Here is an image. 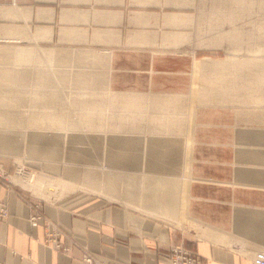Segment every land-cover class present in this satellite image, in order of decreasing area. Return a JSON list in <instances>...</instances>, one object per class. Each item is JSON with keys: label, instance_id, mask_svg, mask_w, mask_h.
Returning a JSON list of instances; mask_svg holds the SVG:
<instances>
[{"label": "crops", "instance_id": "0c3cea01", "mask_svg": "<svg viewBox=\"0 0 264 264\" xmlns=\"http://www.w3.org/2000/svg\"><path fill=\"white\" fill-rule=\"evenodd\" d=\"M258 1L0 0V55L8 56L5 49L25 48L31 50L27 59L35 60L45 52L55 57L61 50L80 51L96 69L90 70L97 81L105 80L110 90L178 93L189 107L195 49L238 50L242 33H256V17L264 15V2L259 7ZM211 16L218 17L213 27ZM211 31L217 32L214 38ZM221 63L217 87L226 80H234L227 85L234 89L253 84L247 94L255 100L223 106L209 119L198 111L196 119L185 123V135L154 141L148 151L144 146L143 166L152 170L148 173L176 175L182 182H177L181 190L172 213L157 215L89 193L63 195L69 185L49 191L42 184L49 178L45 173L38 174L40 185L30 189L0 180V199L8 207V215L0 218V264H169L173 244L193 251L203 264H255L254 253L264 250V60ZM256 63L252 83L235 73ZM225 68L232 74L224 73ZM28 135L31 145L38 144L33 150L43 155L51 154L50 148L39 146H47V138L63 139L34 130ZM64 147L68 158L66 143ZM3 166L9 174L14 171L13 164ZM75 175L73 171L69 177L72 184ZM34 201L41 202L44 220L60 229L66 248L47 240L44 222L31 224Z\"/></svg>", "mask_w": 264, "mask_h": 264}, {"label": "rangeland", "instance_id": "374dc122", "mask_svg": "<svg viewBox=\"0 0 264 264\" xmlns=\"http://www.w3.org/2000/svg\"><path fill=\"white\" fill-rule=\"evenodd\" d=\"M263 2H264L263 0H259L258 6L262 7ZM214 10H216V9H214ZM247 18H250V17H247ZM210 19H211V21H210L211 27H213V25H214V23H216V20L218 19V17L217 16H211ZM256 21H257V32L256 33H249V32L244 33L243 32L242 33V39L240 41V47L238 50L237 49L236 50L231 49V47H225V48L222 47L219 49L217 46H211L209 48L195 49L194 83H193V89H192L191 94H194L198 91H204L206 93L211 92L210 96L214 97L213 99L215 101H208L209 103L206 102L205 104H194V106L192 108L193 110L190 111L188 107H187L188 109L186 108L185 101L183 100L182 104H180V107H179V108H181V111H177V116H178L177 120L179 121V123H177L174 126H166V125L162 126L160 124L161 122H157L156 119L148 118L147 115H144V113L145 114H148V113L154 114L157 112H158V114L160 112L162 114L167 113V111H164L162 109V107H155V106H151V105L147 106V108H145L146 106H144V108L142 107L143 109L138 111L140 116L135 115V113H137V110L136 111H130V115L132 114L131 116H133V118L131 120H127V121H125L126 119L125 120L116 119V118H113L112 116H109V115L103 116L102 120L105 121L106 125H109L108 127L106 126L107 129H110L108 131L105 128V130L108 132V134H104V136H108L111 133L112 134L116 133V134H121V135H129L130 137L131 136H139L143 140L142 145L145 146V144H146L147 151H148V148L150 146H153L154 141L165 142V141H168V138H167L168 136L179 135V134L185 135V127H186L185 123L186 124L191 123L192 119H194V118L196 119V115L198 114V111L204 110L203 113L205 115V118L209 119V114H212L213 111H215L219 108H223V106L233 105L234 103H236V104H241V103L247 104V103L253 102L255 100V96H250L249 94H247L249 89L252 88L251 85H253V84H248L249 86L245 89H234V88L227 86L230 82L233 83L234 80H226L227 81L226 83H223V84L219 85L218 87H217V80H218V71L221 69L219 67L223 66V64L221 63L222 61L227 63V62H231L233 59L239 60L241 58H245V59H249V60L250 59L251 60L256 59V61L257 60L258 61L264 60V15H258L256 17ZM243 23H245V17H243ZM215 27H216V25H215ZM252 27H254L253 23H252ZM216 34H217V32L211 31L210 37H213ZM72 53H74V54H72ZM54 54H55L56 60L57 59L62 60V62L59 61V63H61V64H59L57 62L55 63L59 67L58 69H56L55 75L60 77V78L61 77L68 78V77H70V75H73L75 72L81 73L83 70H85L84 68L86 66H87L86 69L89 67L88 70L92 69V67H93L92 64L89 65L90 64L89 62L83 61V56L80 54V51L77 52L74 50H61L59 52H54ZM72 55H74V56H72ZM64 56H66V57H64ZM78 59L82 63L80 62V64H79ZM208 59L210 61H207ZM202 60H204L205 63H207V65L210 64L208 62H211L213 60L214 61L219 60V62L221 64H218L216 67H214L213 65H209V66H206L205 69H203V70H198L197 64ZM5 62H7V63H5ZM11 64H12L11 57H9V56L1 57V55H0V67L11 66V69L15 70V68L12 67ZM72 64H73V67H75V68H72L73 71L71 69ZM83 65H84V67H83ZM260 65L262 66L263 62H260ZM24 66L29 68L30 64H25ZM63 67H67V69L66 68L63 69ZM82 67H83V69H82ZM27 68H26V70H24L25 69L24 68L23 71L19 72V76H21V75L24 76L26 74L30 75V72H28ZM38 68L39 69L43 68L52 76L53 70H52V67L50 64H43L42 68H41V65L38 66ZM214 68H215V70H214ZM239 68L240 67H238L235 71V73L237 75L247 76V79H250V83L254 82L252 79L255 78L254 74L257 71V63L254 64L253 68H248V66H243L240 69ZM59 69L60 70L62 69V70L60 71ZM228 71H230L228 68H225L223 70L224 73L231 75L232 73H228ZM92 76H93V80H91V81L86 80L85 82H80V83L79 82L77 83L74 81L75 83H73V84H76V85L72 86V87H70V86H65V87L64 86H62V87L53 86L52 84L56 85L58 83L56 81V79H54V78H52L53 80L50 78L49 79L47 78L44 82H47L49 85L51 83V85L48 86L46 83H44V85H46V86L41 85L42 87L37 85L38 81H35V80L33 81L32 78H30L32 81H30V79H27V78L19 79V83L14 84V85L11 83H6V82L0 83V115H1L2 119H5L3 117H6V116L8 118H10V119H5L6 122H5V120L0 121V146L5 147V148H3V150L1 148L2 151L0 150V165L2 166V169H3L2 173L4 174V177H0V180L4 181V182L17 183L12 179V177L16 174L28 175V174L32 173L33 175L35 174V177H36V175H38V174L45 173V174H48L46 176L49 177V179L54 180V184H53L54 186H47V188L51 189L49 191L54 190L55 192H59L64 187V184L62 183L61 180H63V181L66 180L69 183L68 185L72 186L73 184L71 183L72 181L69 180V177L71 176V172L76 171V175H75L76 179L78 181L79 180L82 181L84 174L86 173V169L88 168L87 167L88 165H85V164L94 163L96 165H100V167L107 170V172L109 171V174L112 172V173H116V175H119L120 177L122 176L121 178H122V180H125V182L122 180L121 181H122V183L124 182V184L122 185V183H119V181H116L115 185L113 187L108 188V191L110 192V196L107 194L104 195V193L101 190H97V189H92V191L87 190V188L83 187V185H81V183L80 184L78 183V185H80V187H77V188L76 187L74 188L75 185H73L72 188H74V189L65 188V192L63 193V195L69 194V193H89L92 195L102 196L110 202L128 205L132 208H139V205L141 206L140 203H136L135 201H133V199L131 197H128V199H123L121 196L123 195V190L125 188L128 192L129 191L131 192L132 189L133 190L136 189V186H140V183H141L143 178L145 179L146 174H147L146 176H150V174L148 172L152 171V170L147 169V166L144 167L143 164H141L142 165V167H141L139 162H137V159H135L137 156L140 158H141V156H143L141 154L144 153V146H143V151H142L143 153H140L141 150H139V154L137 153L138 148H136L137 145L135 142H134L135 145L131 144L130 146H128L126 148V150L124 151V153L129 158V161H125L124 164L122 162V165L116 166V164H113V163L108 164L110 162H108V163L105 162V165H103L101 162H98L96 160L97 158L94 156L95 154L102 156V157L105 156L108 158L111 156V151H112L111 148L113 147V145H112V143L108 142V140L106 141V138L102 137V136L98 137V139L100 141V142H98L99 144H97V145L93 144V148L96 151L94 149H89V147L92 145L91 144L88 145L89 147H88L87 151H89L90 153L95 151L94 154L91 155L92 160L90 159V155L87 154V153H89L87 151H86L87 153L85 152L87 155L85 153H82V156H79L78 147L73 145L72 143L66 145V150H67V154H68V158H66L65 154H64V151H65L64 139L58 140L56 138H47L46 139L47 140V142H46L47 146L42 145V144L39 145L41 148L42 147L50 148L51 149L50 155H43L40 151L39 152L34 151L33 148H38V147H35L38 144L37 145H31V142L29 140V139H32V137H30L28 135L31 133V130L27 129V128H29L27 123H29V126H30V122L33 119L28 120V118L31 115H32L31 118L33 116H36V115L37 116L44 115L45 118H43L42 123L45 122V124H51V123L55 122L53 119H52V121L50 120V118L52 117V113H55V114H53V116L54 115H63V116L69 115V116H67L68 118L65 116V120L67 122L64 120L63 123H65V122L66 123H72V121L75 122L74 120H72V118L75 119L77 123L78 122H80V123L88 122V119L81 120L82 118H79V115L76 118L74 116V112L76 111L75 108L78 107L77 108V111H78L79 106L83 105L84 103L72 102L71 99L72 98L76 99L79 96H81V94H80L81 91L85 92V94L87 93V95L82 96L83 98L88 97V95H89V98L95 99L100 103H105L107 101L106 104H104V105H98L97 107L94 106L95 112L98 111L97 113H99V111H105V112L110 111V113H112V114H113V112H114V114H116L115 112L121 111V110H116V109H118V107H119V109H122V103L124 101L130 99V97H127V96H120L119 97V95L117 93L125 92L127 94H140L138 92H133V91H113V90H110L109 88L106 87L105 80H102V81L98 80L97 81L98 76L96 74L92 75ZM25 79H27V80H25ZM23 80H24V82H23ZM28 80L30 82H28ZM251 80H252V82H251ZM69 81H68V79H64V80H61L60 83H63V84L65 83V85H66V84H69L72 80L70 82ZM24 83H26V85ZM28 83H30V84L31 83L32 84L37 83L36 85L39 87L37 89L36 85L30 86V84H28ZM22 84H24V86H22ZM27 84H28L29 89L28 88L26 89V87H25V86H27ZM33 86H35L36 89H34ZM238 92L241 95H234L235 93H238ZM149 94L150 95H156V96H159V95H179V96H181L178 93H163V92H161V93H149ZM112 96L118 97V99L113 100L114 104H112L110 102V98ZM224 96H226L227 98ZM251 97H252V101L250 100ZM194 98H195V96H194ZM217 98L224 99V101H221V102L219 101V103H217ZM240 98L242 99V102H241ZM141 99H143V98H141ZM235 99H237V101H235ZM215 102H216V104H215ZM123 105H124V103H123ZM82 107L87 108L85 105H83ZM102 107H104L105 109H102ZM165 108H169V107H165ZM182 108H183V110H182ZM155 109H157V110H155ZM64 112H66V113H64ZM76 112H75V115H76ZM78 112H77V114H78ZM82 112H84V111H82ZM50 113H51V115H50ZM125 113H129V111L126 110ZM125 113H124V115H125ZM161 113L159 115H162ZM47 117L49 119H47ZM69 117H70V119H69ZM78 119H80V120H78ZM49 120H50V122H48ZM98 121L102 122V121H100V119H98ZM98 121H97V119L95 120L93 118H92V121H91V119H89V122L98 123ZM39 122L40 121H38V123ZM105 123H103V124H105ZM23 124L27 125V128L25 126H22ZM111 124H112V126L115 125L114 126L115 128H120V129H117L115 132H113L111 130V127H110ZM5 125H17V126L5 127ZM76 128L77 129L75 130V132L77 134H78V132H81V130H79L78 127H76ZM109 132H110V134H109ZM146 132H148V133H146ZM28 145L31 147H28ZM94 145L96 146V148ZM7 148H9V149H7ZM135 150H136V152H135ZM169 157H170V154H169ZM65 158L70 162H67L65 160ZM135 162H137V163H135ZM4 163L13 164L14 165V171L9 174L3 166ZM106 164H108L109 166ZM117 164H119V163H117ZM137 164H139V165L137 166ZM134 165H136L137 168H135ZM138 167H140V168H138ZM137 171L139 173L145 172L146 174L145 175H144V173L139 174ZM127 172H129V173H127ZM117 173H119V174H117ZM123 173H125V175ZM135 173L138 176L140 175V177H137V175ZM104 175L107 176L108 174H102V176H101L102 179H104L103 178ZM127 175H128V177H127ZM173 176H176V175H173ZM173 176H166V177L169 179L170 178L176 179V177H173ZM179 177H181V176H179ZM55 178L58 179V181H56ZM75 183L77 184V182H75ZM128 183H130V186L128 185ZM137 183H139V185ZM18 184H20V183H18ZM20 185L24 188H27V187L23 186L22 184H20ZM27 189H30V188H27ZM139 190H141V189H139ZM97 191H99V192H97ZM31 193H33L39 197H42V196L46 197L45 195L39 193V191H34L32 189H31ZM135 193H137V190L135 191ZM111 196H113V197H111ZM32 203H39L41 206L40 207L41 212L43 214L41 202L40 201H34ZM166 212H169V210L167 209ZM176 245H178V244H176Z\"/></svg>", "mask_w": 264, "mask_h": 264}, {"label": "bare ground", "instance_id": "6f19581e", "mask_svg": "<svg viewBox=\"0 0 264 264\" xmlns=\"http://www.w3.org/2000/svg\"><path fill=\"white\" fill-rule=\"evenodd\" d=\"M77 52H79V51H77ZM84 53H86V52H84ZM4 54H7L8 56H13V59H11L12 67L21 68V70L15 71V70L11 69V66L3 67L2 69H0V83H2V82L3 83L4 82L11 83V82H16L17 81L16 79H24V78L30 79V78H32L33 81L34 80L38 81L37 82L38 84L37 83L36 84L39 85V86H41V85L46 86V85H44V83H46L48 86H50L51 83L49 85L47 82H44V81L47 78L48 79L49 78L50 79L54 78L58 82L57 83L58 85L57 84L56 85L52 84L53 86H60V87H62V86H64V87L65 86H70V87H72V86L76 85V84H73L75 82H77V83L79 82L80 83V82H85L86 80H90V81L93 80V76L92 75L96 74L95 72L93 73L91 70H88L89 67L86 69L87 66L84 64L86 67L84 68L85 70H83V71L81 70L82 71L81 73L80 72H75L73 75H70V77H68V78H65V77H61L60 78V77L55 75L56 69L59 68L55 63L56 62L59 63V61L62 62V60H60V59L56 60V57H52L49 52H45L43 55L39 54L37 56V59H35V60L27 59V58H29L31 56V50H27L25 48L5 49L4 50ZM72 54H74V53H72ZM89 54L94 55L95 53L94 54L93 53H89ZM97 54H96V56H97ZM72 56H74V55H72ZM86 56H88V55H86ZM64 57H66V56H64ZM83 59H85V58H83ZM86 59H87V57H86ZM95 59H96V57H95ZM93 60H94V58H93ZM89 61H90V59L88 60V62ZM96 61H97V59H96ZM207 61H210V60L208 59ZM213 61L208 62V63H210L208 65H207V63H205L204 60L200 61L197 64L198 70H203V69H205L206 66H209V65H213L214 67H216L219 64V60H216L214 62ZM78 62L80 64L81 61H79V59H78ZM85 62H87V61H85ZM5 63H7V62H5ZM97 63H98V61H97ZM25 64H30L29 68L25 67L24 66ZM43 64H50L51 65L52 70H53L52 76H51V74H49L46 70H44L42 68ZM59 64H61V63H59ZM40 65H41L42 69L38 68V66H40ZM84 65H83V67H84ZM89 65H91V64H89ZM92 66H93V64H92ZM83 67H82V69H83ZM26 68L28 69V72H30V75L26 74V75L22 76L21 75L22 73H21L20 74L21 76H19V72L23 71V69L26 70ZM64 68L67 69V67H63V69ZM72 68H75V67H73V64H72L71 69ZM214 70H215V68H214ZM72 71H73V69H72ZM27 79H25V80H27ZM64 79H68V81L69 80L70 81L72 80V81L71 82L69 81L70 83L66 84V85H65V83L64 84L60 83L61 80H64ZM30 81H32V80L30 79ZM30 81L28 80V82H30ZM23 82H24V80H23ZM26 83H24V84L26 85ZM24 84H22V86H24ZM28 84H30V83H28ZM28 84H27V86H25L26 89L28 88ZM36 84H32L31 83L30 86L31 85H36ZM37 85H36V87L38 89L39 86H37ZM33 87H34V89H36L35 86H33ZM123 90H125V89H123ZM158 93H161V92H158ZM80 94H81V96H79L80 98L79 97L76 98V99L72 98L71 101L72 102L84 103L83 105H85L87 108H83L82 107L83 105H81V106H79L78 111L79 110L80 111L78 112L77 111L78 107H76L75 110L78 112V114L75 111L76 115H75V112H74V116L76 118L79 115V118H82L81 120L88 119V122H86V123L78 122L77 123L76 120L72 118V120H74L75 122L72 121V123H66L67 121L65 120V116L67 117L69 115H65L64 114L65 116H63V115H54L53 116V114H55V113H52V117L50 118V120L52 121V119H53L55 122H53L51 124H45V122L42 123L43 122V118H45L44 115H39V116L36 115V116H33L32 118H31V116H32L31 115V116H29L28 119L29 120L33 119V120H31L29 128L31 130L38 131V133H42V134H46V135H57V136L62 137L64 139L66 145L72 143L73 145L78 147L79 156H82V153H85L88 150V147H89L88 145H90V144L92 146H90L89 149H94L93 148V144L97 145V144H99L98 142H100L98 137H100V136L105 137L106 141L108 140V142L112 143V145H113V147L111 148L112 149L111 156L109 158L105 157V156L102 157V156H99V155H96V154L94 156L97 158L96 160L98 162H101L103 165H105V162L106 163L110 162L108 164L113 163V164H116V166L117 165H119V166L122 165V162L124 164L125 161H129V158L124 153V151L131 144L135 145V143H136V145H137L136 148H138V152L137 153L139 154V150H141L140 153H143L142 152L143 151V146H144V145H142V141L143 140L139 136H131L130 137L129 135H121V134H116V133H113V134L111 133L110 134V132H109L110 135H108L109 137L108 136H104V134H108V132L106 130L109 131L110 129H107V127L109 125H106L105 121L102 120L103 116H108L109 115V116H112L113 118L123 119V120L126 119L125 121H127V120H131L133 118V116H131L132 114L130 115V111H136L137 110V113H135V115L138 116L139 115L138 111L143 109L144 106H146L145 108H147V106L151 105V106H155V107H162V109L164 111H167V113L166 114H162L160 112L162 115H159L160 113L158 114V112L154 113V114H150V113L145 114L144 113V115H147L148 118L156 119L157 122H161L160 124L162 126L163 125L174 126L177 123H179V121L177 120L178 119L177 111H181V108H179V107H180V104H182V101L184 100V99H182L183 97L179 96V95H159V96H156V95H150L149 93L127 94L125 92H119V93H117L119 95V97L120 96H127V97H130V99L124 101L123 102L124 105L122 103V109H119V107H118V109H116V110H121V111L115 112L116 114H114V112H113V114H112V113H110V111L109 112H107V111L106 112L105 111H99V113H97L98 111L97 112L94 111L95 110L94 106L97 107L98 105H104V104H106L107 101L105 103H100V102H98L95 99L89 98V95H88V97H84L83 98L82 96L87 95V93L85 94V92L81 91ZM210 95H211V92L206 93L204 91H198V92L192 94L191 95L192 99L189 100L190 104H189L188 108H190V109H191V107L193 108L194 104H205L208 101H215L213 99L214 97H212ZM194 96H195V98H194ZM224 97H226V96H224ZM141 98H143V99H141ZM115 99H118V97L112 96L110 98V102L112 104H114L113 100H115ZM219 101L220 102L224 101V99L217 98V103H219ZM215 104H216V102H215ZM165 107H169V108H165ZM102 109H105V108L102 107ZM126 110L129 111V113H125ZM155 110H157V109H155ZM182 110H183V108H182ZM82 111H84V112H82ZM64 113H66V112H64ZM124 113H125V115H124ZM50 115H51V113H50ZM3 118L10 119L7 116L3 117ZM92 118L95 119V120L97 119V121H98V119H100V121H102V122H99V121H98V123L89 122V119H91V121H92ZM5 119H2V117L0 115V121H3ZM47 119H49V118L47 117ZM69 119H70V117H69ZM50 120L48 122H50ZM64 120L66 121L65 123H63ZM78 120H80V119H78ZM38 121H40L41 123L40 122L38 123ZM5 122H6V120H5ZM103 123H105V124H103ZM114 126L115 125L112 126V124L110 126L111 130L113 132H115L117 129H120V128H115ZM76 127H78L79 130H81V132H78V134L75 132V130L77 129ZM105 128H106V130H105ZM146 133H148V132H146ZM95 148H96V146H95ZM87 152H89V151H87ZM94 152L87 153L88 155H90V159L92 158L91 155H93ZM135 152H136V150H135ZM141 155H143V156H141V158L138 157V156L135 158V159H137V162H139L140 165L143 164L144 153L141 154ZM137 162H135V163H137ZM117 163H119V164H117ZM108 164H106V165H108ZM139 164H137V166ZM85 165H88L87 166L88 168L86 169V173L84 174L83 180L80 181V182L78 180H75V182H77V184L75 183L73 185H75V186L77 185V186L80 187V185H78V183L79 184L81 183V185H83V187L87 188V190H91V191H92V189L101 190L104 193V195L107 194V195L110 196V192L108 191L109 187H113L115 185L116 181H119V183H122V181L125 182V180H122V178H121L122 176L120 177L119 175H116V173H112L111 171H110L111 173L109 174V171L107 172V170H105L102 167H100V165H96L94 163L85 164ZM134 166H135V168H137L136 165H134ZM141 167H142V165H141ZM138 168H140V167H138ZM127 173H129V172H127ZM143 173H144V175L146 174L145 172H143ZM143 173H139V174H143ZM102 174H108V175L107 176L104 175V177H103L104 179H102V177H101ZM117 174H119V173H117ZM123 174L125 175V173H123ZM149 174H150V176H146L147 175L146 174L145 175V179L144 178L142 179V181L140 183V186H136V189H134L135 191L137 190V193H135V191L133 189L131 190V192L130 191L128 192L126 190V188L124 187L125 189L124 188H123L124 190L122 189L123 190V195L121 197L123 199H128V197H131L133 199V201H135L136 203H140L141 206L145 207L144 209L147 212L154 213V214H157V215H162V216L165 215V214L167 215L166 210L167 209L171 210L173 208L172 207L170 209V207L173 206L172 204L175 203L174 200L180 195L179 194V190H181L180 187H181V183L182 182L180 181V178L179 179L176 178L177 179V181H176V179L175 180L172 179V178L169 179L166 176H161V175H158V174H155V173H149ZM39 177H40V175L35 177V174L33 175L32 173H30L28 175L16 174V175H14L12 177V179L15 182H17V184L20 183V184H22L23 186H25L27 188H32V187L40 185L41 181H40ZM127 177H128V175H127ZM137 177H140V175L139 176L137 175ZM44 178H45V181L42 182L43 185H45L46 187L47 186H54L53 185L54 184V180H51V179L46 178V177H44ZM56 181H58V180H56ZM178 181H180L181 183H180V186L178 185V187H177V182ZM124 182L122 183V185L124 184ZM62 183L64 184V187L61 190H64V188L68 184L66 183V181H62ZM137 184L139 185V183H137ZM128 185L130 186V183H128ZM75 186H74V188H75ZM74 188L71 187V189H74ZM139 189H141V190H139ZM182 191H184V194H185V187H183ZM97 192H99V191H97ZM111 197H113V196H111ZM181 199H182V197H181ZM177 200H178V198H177ZM177 203L174 204V207H176L175 205H177ZM173 210H174V208H173ZM170 212L172 213V211H169L168 213H170ZM169 216H172V215L169 214ZM171 218H173V216ZM176 218H175V220H177ZM258 251H264V250H258ZM256 252L254 253V255L256 254ZM254 255H253V259H254Z\"/></svg>", "mask_w": 264, "mask_h": 264}, {"label": "built area", "instance_id": "2783aa9c", "mask_svg": "<svg viewBox=\"0 0 264 264\" xmlns=\"http://www.w3.org/2000/svg\"><path fill=\"white\" fill-rule=\"evenodd\" d=\"M2 166L0 165V177H4L2 173ZM39 203H31L30 204V213H29V221L32 225L36 226L39 221L44 222L47 229V240L51 242L55 247H63L61 241L59 240V235L61 233L60 229L52 224L49 221L44 220V215L41 212ZM8 215V207L7 203L0 199V218H5ZM58 236V237H57ZM84 258L86 260H90L91 257L89 255H85ZM254 263L255 264H264V251H257L254 255ZM169 264H203L200 260L199 256L192 251L186 249L181 245L173 244L169 249Z\"/></svg>", "mask_w": 264, "mask_h": 264}]
</instances>
